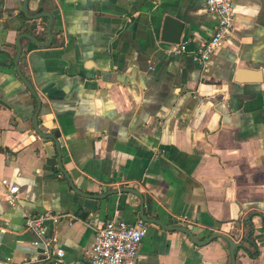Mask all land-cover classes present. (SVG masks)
Returning a JSON list of instances; mask_svg holds the SVG:
<instances>
[{
	"label": "crops",
	"instance_id": "obj_1",
	"mask_svg": "<svg viewBox=\"0 0 264 264\" xmlns=\"http://www.w3.org/2000/svg\"><path fill=\"white\" fill-rule=\"evenodd\" d=\"M22 3L0 0V177L19 186L10 202L0 181V264H51L58 246L61 264H88L96 227L134 221L140 199L79 194L54 140L34 130L37 102L15 68L16 38L46 41L49 18H29ZM26 4L28 14L48 10L46 0ZM233 6L234 30L203 70L190 51L215 28L205 0H52L50 43L20 37L19 68L40 98L38 126L61 140L79 189L135 187L147 216L200 239L224 232L239 244L234 264H264V0ZM166 15L183 22L188 51L167 52ZM45 210L60 215L44 220L55 236L50 258L25 222ZM251 226L256 247L245 238ZM136 264H232V255L223 237L197 244L148 222Z\"/></svg>",
	"mask_w": 264,
	"mask_h": 264
},
{
	"label": "built area",
	"instance_id": "obj_2",
	"mask_svg": "<svg viewBox=\"0 0 264 264\" xmlns=\"http://www.w3.org/2000/svg\"><path fill=\"white\" fill-rule=\"evenodd\" d=\"M205 4L208 10L217 16L215 28L206 40L197 42L195 48L190 51L192 58L203 70L208 67L212 54L224 44L235 26L233 0H205ZM187 41L171 42L166 50L172 54L188 51ZM0 181L6 186L7 200L14 202L19 189L18 184L10 182L6 176H1ZM45 219L57 222L60 215L45 210L37 215L27 216L25 222L26 226L36 234L33 244L41 246L43 252L50 258V247L55 236L47 234ZM147 230L148 223L140 216L134 221L119 218L106 220L96 227L93 239L86 250L88 264H136L138 247ZM54 253L55 257L50 263L61 264L63 248L55 247Z\"/></svg>",
	"mask_w": 264,
	"mask_h": 264
},
{
	"label": "water",
	"instance_id": "obj_3",
	"mask_svg": "<svg viewBox=\"0 0 264 264\" xmlns=\"http://www.w3.org/2000/svg\"><path fill=\"white\" fill-rule=\"evenodd\" d=\"M46 2H47L46 8L48 10H50L52 8V0H46ZM26 3H27V0H23V3H22V11L29 18H37V17H39L41 15H45V16H47L49 18V21H48L47 26H46V31H47V34H48V39L46 41H40V40H38L37 37H35L32 34H29V33H20L18 35V37L16 38L17 55H16V58L14 60L15 68L17 70L18 76L23 81V83L25 84V86L27 87V89L31 92V94L35 97L36 102H37V107H36V110H35V112L33 114V117H32L33 118L34 130L38 134H40L41 136L51 137L54 140L55 145H56V148H57L58 167L64 173V175L67 178L70 186L76 192H78L79 194L81 193V194H84L86 196H92V197H96V198H102V197L107 196L108 194L117 193L118 191H121V192H130V193H132V194H134V195H136V196L139 197V199H140V202H139L140 203L139 204V215L146 222L157 223V224H160V225H162V226H164L166 228H170V229H173V230H181V231L185 232L189 236L190 240H192L193 242H195L197 244H205V243L209 242L211 239H213L214 237H217V236H220V237L225 238L228 241V243H229L230 252H231V255H232V264H234V260H235L234 254H235L236 248L238 247L239 244L236 243V242H234L228 234H226L224 232H221V231H213L208 236H206L204 239H200V238H198L196 236L195 233L192 232V230L188 226H185V225H170V224H167V223L162 222L157 217L147 216L144 213V206H143L144 205V198H143V195L135 187H132V186H120V187H116V188H113L111 190H108V191H106V192H104L102 194H90V193L84 192L83 190L79 189L77 187V185L73 183L71 175L62 166L61 152H60L61 140L54 133H52V132H44L38 126L37 114H38V111H39L40 105H41L40 98L36 94V91L33 88V85L30 82V80H28V78L22 73V71L19 68V56H20V54L22 52V47L20 45V37L27 36V37L31 38L32 40H34L35 42H37L38 44H40L41 46L48 45L50 43V40H51V37H52V32L50 30V22L52 20L53 13L50 12V11H48V10L45 11V12H43L41 10H38L35 14H28L27 13V4ZM182 23L183 22H181L176 17H174L172 15H166L164 17V25H165L166 30H167V35L166 34H163V38L168 39L171 42H179L180 41V33H181V30H182V26H183ZM240 70H243V68L239 69L238 71H240ZM235 80L236 81H240V79L238 77H236V76H235Z\"/></svg>",
	"mask_w": 264,
	"mask_h": 264
},
{
	"label": "trees",
	"instance_id": "obj_4",
	"mask_svg": "<svg viewBox=\"0 0 264 264\" xmlns=\"http://www.w3.org/2000/svg\"><path fill=\"white\" fill-rule=\"evenodd\" d=\"M254 213H255L254 211L250 212V213H249V218H250ZM249 218H248V220H247L245 223H248V224L251 225V222H250V219H249ZM245 238H246V240H248V242H250L252 245H254V247H256V245H255V241H254V239H253V237H252V226H251L250 230L247 232ZM256 251H257V249H255L254 252L249 250V253L252 254V255H255V254H256Z\"/></svg>",
	"mask_w": 264,
	"mask_h": 264
},
{
	"label": "flooded vegetation",
	"instance_id": "obj_5",
	"mask_svg": "<svg viewBox=\"0 0 264 264\" xmlns=\"http://www.w3.org/2000/svg\"><path fill=\"white\" fill-rule=\"evenodd\" d=\"M148 223V222H147Z\"/></svg>",
	"mask_w": 264,
	"mask_h": 264
}]
</instances>
